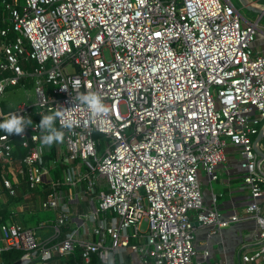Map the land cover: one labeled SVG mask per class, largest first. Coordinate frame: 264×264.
Returning <instances> with one entry per match:
<instances>
[{"label":"built area","instance_id":"built-area-1","mask_svg":"<svg viewBox=\"0 0 264 264\" xmlns=\"http://www.w3.org/2000/svg\"><path fill=\"white\" fill-rule=\"evenodd\" d=\"M258 37L264 28L229 0H0V118L32 120L22 134L0 131V253L20 250L18 264H201L193 222L247 218L257 247L242 246L240 261L263 256ZM27 84L34 101L4 109L9 88L28 99ZM88 91L106 113L91 117L76 99ZM53 112L63 138L42 146L38 123ZM228 144L251 200L222 217L203 205L198 172L216 179ZM21 191L53 218L22 224Z\"/></svg>","mask_w":264,"mask_h":264},{"label":"crops","instance_id":"crops-1","mask_svg":"<svg viewBox=\"0 0 264 264\" xmlns=\"http://www.w3.org/2000/svg\"><path fill=\"white\" fill-rule=\"evenodd\" d=\"M254 5L260 7L259 3ZM255 21L257 20L255 19ZM251 46L264 53L263 39L257 38ZM26 87L28 89L27 94L32 96L31 86L27 84ZM8 93L13 98L18 99L15 106L24 101L22 97L26 96L25 92L17 87L9 88ZM12 106L11 103L4 104V109H11ZM259 132L261 135L258 139V147L264 157V120L260 122ZM225 154L226 161L215 168L216 179H209L204 171L198 172L203 205L207 208L215 206L222 217H227L235 212L243 213L251 200L247 186L242 181L245 170L241 166L239 148L228 144ZM20 200L23 201V197ZM259 201L261 207L264 208V197ZM23 202H25V210L17 219L26 226L35 225L36 222L33 219L36 209L39 207L37 199L30 195ZM194 227L196 258L201 261V264H264V255L245 263L241 262L239 258V251L242 246L246 245L245 248L250 253L257 247L254 241L258 238L259 227L253 219L242 218L220 229H211L209 226L200 224H196ZM204 251H208L206 258L202 257Z\"/></svg>","mask_w":264,"mask_h":264},{"label":"clouds","instance_id":"clouds-1","mask_svg":"<svg viewBox=\"0 0 264 264\" xmlns=\"http://www.w3.org/2000/svg\"><path fill=\"white\" fill-rule=\"evenodd\" d=\"M76 99L87 106L91 117H95L98 114L106 113L108 111L101 97L95 92L88 91L81 93ZM58 115L59 113L53 112L41 116L38 124L42 131V146H50L54 142L62 140L63 132L55 127V120ZM31 124L32 120L30 117L25 119L24 116L16 113H8L7 115H4L3 118H0V130H3L8 135L12 133L22 134L24 128Z\"/></svg>","mask_w":264,"mask_h":264},{"label":"rangeland","instance_id":"rangeland-1","mask_svg":"<svg viewBox=\"0 0 264 264\" xmlns=\"http://www.w3.org/2000/svg\"><path fill=\"white\" fill-rule=\"evenodd\" d=\"M233 3V5L235 6L236 9H238V11L240 12V14L242 16H244L247 20H249L250 22H254L255 19L257 20V14H252L250 12H246L245 10H247L246 8L242 7L241 4L238 2V0H229ZM252 1V0H251ZM260 5V7L264 6V3L259 0V2H254V4H258ZM260 27L264 28V23L261 22L260 20L258 21ZM259 38V37H258ZM261 39V38H259ZM6 94V95H5ZM4 96L5 98H1V103H2V107L4 108V104L8 105V104H12V108L15 107V104L18 102V99L13 98L9 93L8 90L5 92ZM24 100L32 102L34 101V95H30L29 98L27 99L26 96L22 97ZM53 218V213L49 210H43L39 207H37L36 212H35V217H34V222L37 221H43V220H47V219H52Z\"/></svg>","mask_w":264,"mask_h":264},{"label":"trees","instance_id":"trees-1","mask_svg":"<svg viewBox=\"0 0 264 264\" xmlns=\"http://www.w3.org/2000/svg\"><path fill=\"white\" fill-rule=\"evenodd\" d=\"M7 1H10V0H7ZM246 12H250L252 14H255L253 11H250V10H245ZM261 22L264 23V16H262ZM3 76L2 73H0V77ZM2 131V130H0ZM24 151L21 150V149H17V152H16V157L18 158L16 160V165H20V161L19 159L24 155ZM1 169V167H0ZM1 171V170H0ZM25 187V186H24ZM25 189V188H24ZM21 193L22 191L19 193L17 199L21 198ZM6 212H4L3 214L5 215ZM3 219V218H2ZM1 219V220H2ZM25 222V221H24ZM23 222V223H24ZM22 252L20 250H16V249H9V250H3L1 253H0V264H16V262L18 261V259L20 258ZM58 264H76L75 263V259L72 257V256H69V258H61L58 262Z\"/></svg>","mask_w":264,"mask_h":264},{"label":"water","instance_id":"water-1","mask_svg":"<svg viewBox=\"0 0 264 264\" xmlns=\"http://www.w3.org/2000/svg\"><path fill=\"white\" fill-rule=\"evenodd\" d=\"M242 7L246 8L247 10L253 11L257 14V22L260 20L262 16H264V7H258L251 4L248 0H238ZM261 132L257 135V138L254 141L255 150L256 152L262 156V152H260L258 147V139L260 138ZM199 224L198 222H193V225ZM19 262H16L18 264Z\"/></svg>","mask_w":264,"mask_h":264}]
</instances>
